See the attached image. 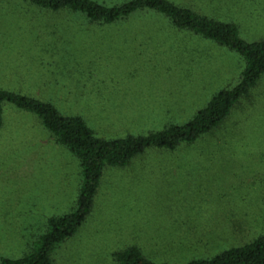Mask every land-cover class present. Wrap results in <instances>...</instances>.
<instances>
[{
  "label": "rangeland",
  "instance_id": "1",
  "mask_svg": "<svg viewBox=\"0 0 264 264\" xmlns=\"http://www.w3.org/2000/svg\"><path fill=\"white\" fill-rule=\"evenodd\" d=\"M111 7L129 0H92ZM264 40V0H169ZM243 59L175 28L152 11L112 24L0 0V90L81 117L103 139L183 125L236 86ZM78 160L40 119L3 105L0 128V264L27 254L47 220L69 214ZM264 234V77L226 120L192 144L148 148L105 167L90 215L58 245L53 264H115L138 248L152 262L210 259Z\"/></svg>",
  "mask_w": 264,
  "mask_h": 264
},
{
  "label": "trees",
  "instance_id": "2",
  "mask_svg": "<svg viewBox=\"0 0 264 264\" xmlns=\"http://www.w3.org/2000/svg\"><path fill=\"white\" fill-rule=\"evenodd\" d=\"M33 6L52 12L81 14L92 23L112 24L135 12L152 11L167 18L172 25L203 39L210 40L238 54L245 67L236 86L219 91L209 103L187 123L170 125L145 136L117 139L97 137L78 116H65L53 105L14 92L0 90V128L3 105L36 115L55 142L68 150L81 168V184L73 210L47 220L46 231L39 236L25 256L4 259L1 264H53L56 247L73 237L90 215L105 167H125L148 148L175 150L180 144H192L218 128L238 102L264 77V40L246 42L236 25L216 21L169 0H129L116 6H105L92 0H28ZM115 264H166L147 259L136 247L115 252ZM186 264H264V234L240 247L230 248L210 259H196Z\"/></svg>",
  "mask_w": 264,
  "mask_h": 264
}]
</instances>
